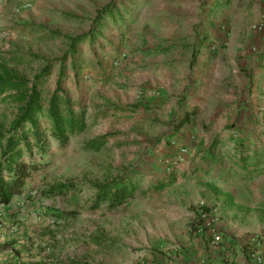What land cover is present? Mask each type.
Returning a JSON list of instances; mask_svg holds the SVG:
<instances>
[{"label": "rangeland", "instance_id": "1", "mask_svg": "<svg viewBox=\"0 0 264 264\" xmlns=\"http://www.w3.org/2000/svg\"><path fill=\"white\" fill-rule=\"evenodd\" d=\"M109 3L125 18L104 15L102 34L80 46L77 68L68 59L63 81L90 125L65 146L52 141L37 155L43 164L25 192L0 208V264H153L186 232L205 230L199 210L218 207L215 176L223 186L241 182H228L224 172L238 146L247 151L243 141L230 142L234 134H258L252 124L264 118V0H0V72L33 79L64 55L66 36L93 30ZM52 62L42 83L46 98L60 70ZM17 106L9 97L0 101V127L9 126ZM102 134L105 145L85 146ZM184 147L189 171L169 174L167 158ZM119 177L138 182L136 196L115 209L93 207L90 184ZM69 180L87 184L43 195ZM249 182L262 188L247 223L264 230V173Z\"/></svg>", "mask_w": 264, "mask_h": 264}, {"label": "trees", "instance_id": "2", "mask_svg": "<svg viewBox=\"0 0 264 264\" xmlns=\"http://www.w3.org/2000/svg\"><path fill=\"white\" fill-rule=\"evenodd\" d=\"M116 8V4L109 3L98 11L93 30L75 36H66L68 49L64 55L49 61L33 79L8 69L0 72V101L9 97L18 104L17 113L9 126L0 127V205L10 206L17 196L25 192L29 179L43 164L42 159H38L37 155L44 157L52 141L59 146H65L73 136L89 127L86 108L73 100L64 89L63 81L67 77L68 59L70 58L72 67L77 68L81 56L80 46L88 41L95 42L98 35L102 34L104 15L112 14L119 20L125 18L126 11L115 12ZM52 61L60 62V70L56 88L49 98H46L42 83L51 74V67L54 64ZM192 113L190 111L185 114L178 123L177 129L189 121ZM107 137V134L96 136L88 140L85 146L89 149H99L105 145ZM80 184L87 183L62 181L49 185L42 190V193L48 198L62 195L75 190ZM90 186L96 190L92 206L99 207L102 203H106L111 209L134 198L139 190L138 182L128 177L91 183ZM70 264L91 263L83 259L71 258Z\"/></svg>", "mask_w": 264, "mask_h": 264}, {"label": "crops", "instance_id": "3", "mask_svg": "<svg viewBox=\"0 0 264 264\" xmlns=\"http://www.w3.org/2000/svg\"><path fill=\"white\" fill-rule=\"evenodd\" d=\"M260 58L259 60L263 61L264 54ZM260 70L264 73L263 68ZM262 86H264V82ZM258 105L254 107L259 110L263 109L260 107L262 105L260 102ZM254 125L259 129L258 134L254 130L250 133L244 130L234 134L235 138L230 140L234 144L242 143V141L246 143L247 151L240 150L238 146L232 166L229 165L227 171L224 172L228 182L239 178H241V182L223 186L219 177L215 176L212 179V189L214 192H218L214 199L217 200L216 203L220 209V211L218 210L220 219L216 225L217 232L221 235L220 241L216 242L213 239V232L208 229L186 232L184 236L180 237L182 240L180 246H168L164 252L167 256L154 257L153 264H257L250 257V248L252 247L259 251L263 258L261 264H264V230H254L247 223L252 221L251 217L247 216V212L253 209L254 203H256L255 198L261 194L262 188L252 186L249 180L264 173V148L260 146L261 142H264V118L261 119L259 116L258 123L254 121L252 127ZM260 131H262V135ZM180 150L167 158L170 159L169 163L171 162L170 165H172L169 167V174H172L175 168L186 172L190 169L189 161L186 160L189 157L188 151L182 161L176 165L172 163ZM213 173L215 175V171ZM1 207L3 206L0 205ZM197 211L196 208L194 219H197ZM2 257H5V252L1 247L0 260Z\"/></svg>", "mask_w": 264, "mask_h": 264}, {"label": "built area", "instance_id": "4", "mask_svg": "<svg viewBox=\"0 0 264 264\" xmlns=\"http://www.w3.org/2000/svg\"><path fill=\"white\" fill-rule=\"evenodd\" d=\"M187 152V148H182L177 156L172 160L175 165L178 164L180 161L184 159L185 153ZM219 214L217 208L215 207H207L201 206L199 210V226L201 228H207L213 232V239L218 242L221 239V235L217 232L216 225L219 222ZM1 226V224H0ZM253 243V242H252ZM250 257L256 262L257 264H261L263 258L259 251L254 247L250 248Z\"/></svg>", "mask_w": 264, "mask_h": 264}]
</instances>
